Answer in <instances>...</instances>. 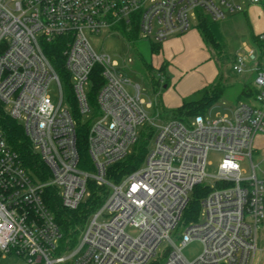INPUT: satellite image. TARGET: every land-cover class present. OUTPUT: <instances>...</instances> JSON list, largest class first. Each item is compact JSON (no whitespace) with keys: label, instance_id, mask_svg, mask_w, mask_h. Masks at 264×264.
Wrapping results in <instances>:
<instances>
[{"label":"built area","instance_id":"2783aa9c","mask_svg":"<svg viewBox=\"0 0 264 264\" xmlns=\"http://www.w3.org/2000/svg\"><path fill=\"white\" fill-rule=\"evenodd\" d=\"M249 5L264 10V0H0V102L46 169L36 174L26 167L0 129V258L15 256L18 264H256L264 179L252 159L255 139L264 134V58L258 53V64L248 67V58L234 57L237 74L255 75L254 95L230 114L163 121L150 118L152 103L145 104L142 88L92 43L121 31L162 45L196 28L199 12L221 22ZM54 43L63 47L77 108L90 123L83 164L77 121L45 53ZM146 127L153 137L144 163L120 182L110 181V167L132 153ZM210 152L222 154L214 175L208 173ZM246 160L251 174L242 168ZM91 182L108 188V196L80 228L76 246L62 252L48 189L75 211L90 197ZM199 185L210 191L197 219L186 223ZM192 244H200L201 253L189 261L184 251Z\"/></svg>","mask_w":264,"mask_h":264},{"label":"rangeland","instance_id":"374dc122","mask_svg":"<svg viewBox=\"0 0 264 264\" xmlns=\"http://www.w3.org/2000/svg\"><path fill=\"white\" fill-rule=\"evenodd\" d=\"M257 11H253L252 16L256 19L253 24V30L257 33L264 32L263 19L258 20ZM261 16L263 15L262 10L260 11ZM221 33L226 43V51H215L207 46L210 53V58L217 67V77L215 78L216 84H221L227 87V93L225 97L213 108H211L206 114L207 117L214 119L216 116L230 114V109L234 108L239 101H237V95L245 86H250L253 89V83L255 75L250 72L239 75L235 71L233 58L237 55L248 58L250 63L248 67H254L260 61L258 53L253 49L250 41L249 28L246 23V19L241 14H236L226 18L219 23ZM193 29H196L195 27ZM112 32L104 33L97 39H92V43L95 48L102 52L110 55L118 64L125 68L126 72L133 85H139L142 88L141 98L145 104L152 103V108L147 109L150 118L156 116L163 121H168L172 118L173 108L176 107V102L182 99V83L187 79L190 74H195L194 79H197V75L201 74L203 80H207L206 74L200 72L198 68H187L176 67L175 71L166 69L160 71L159 61L161 57L158 55H152L151 44L148 41L142 40L136 36L135 40L128 41L126 35H123L121 31L118 34ZM185 51V48H184ZM162 56V55H161ZM131 59V62L128 61ZM146 64H151L147 66ZM261 64L264 67V60H261ZM164 66V63L162 64ZM165 67V66H164ZM247 68V67H246ZM182 80L177 83L175 78L177 74ZM160 75L163 77V81H160ZM176 85L174 86V84ZM168 84V88H164V85ZM213 84V83H212ZM133 93V90H131ZM50 96L53 103L58 102V90L55 84L50 87ZM202 93L200 91L190 93L183 97V101H197L201 98ZM243 101H248L243 100ZM264 138V134H260L255 139V150L253 151V164L256 166V173L260 179H264V146L261 141ZM222 154L219 152H210L209 162L212 167L208 168V173L214 175L216 167ZM242 168L246 169L248 174H251L250 162L248 160L242 162ZM213 180L208 179L205 184L208 186L213 185ZM264 223V221H263ZM262 223L261 238L264 239V224ZM181 231V230H179ZM261 242V241H260ZM262 249V243L260 247ZM201 253L200 244H192L184 251L185 257L189 261H194ZM258 261L260 257H257ZM19 258L15 256H8L3 259L0 258V264H18ZM263 262V261H262Z\"/></svg>","mask_w":264,"mask_h":264},{"label":"trees","instance_id":"16d2710c","mask_svg":"<svg viewBox=\"0 0 264 264\" xmlns=\"http://www.w3.org/2000/svg\"><path fill=\"white\" fill-rule=\"evenodd\" d=\"M241 15L246 17V11L241 13ZM219 23L220 22H214L208 15L199 12L196 29L199 31L206 46L215 51H223L227 53L226 43L221 33ZM249 33L254 49L260 54V58L263 59L264 40H261L260 35H255L251 28L249 29ZM126 37L128 41H132L136 39V34ZM150 44L152 55L161 54V44H155L152 42ZM45 53L61 80L64 95L70 103L71 113L77 121L78 147L83 164L89 160L86 139L90 123L80 114L77 108L76 101L70 87L68 73L64 67L65 58L63 55V47L58 43H54L45 49ZM146 65L150 66L151 64ZM159 68L160 71H164L165 69L164 66ZM165 86L168 87L169 85L166 84ZM227 90V87L221 84H216V82L208 85L200 91L202 96L199 100L190 102L184 101L180 107L173 110L172 118L180 121H187L196 116L206 115L211 108L217 105L225 97ZM96 94V90L89 94V100L92 106L96 104ZM253 95L254 90L250 88V86H245L237 95V101L240 102L250 99ZM0 129L8 143L20 155L26 167L36 174L40 173V170L46 171L44 165L40 161V158L32 151L30 142L24 133L22 125L8 115L1 102ZM152 137L153 131L146 127L145 130L141 132L137 143L133 147L132 153L124 160L110 167L107 175L108 179L114 183H118L126 175L139 169L144 163L146 155L149 151ZM89 189L91 192L90 197L75 211L64 209L61 205L56 189H48L46 202L54 214L55 220L59 224L63 233V240L61 241L62 252L70 250L76 246L80 235V228L84 226L90 214L94 212L108 196V188L106 187H98L91 182L89 184ZM209 191V188L205 185H199L194 189L189 206L184 213V220L186 223L197 219L200 213V201L209 193Z\"/></svg>","mask_w":264,"mask_h":264},{"label":"crops","instance_id":"0c3cea01","mask_svg":"<svg viewBox=\"0 0 264 264\" xmlns=\"http://www.w3.org/2000/svg\"><path fill=\"white\" fill-rule=\"evenodd\" d=\"M262 10L263 15L261 16L260 11ZM246 11V23L248 28L252 29L255 35H261L264 32L257 33L253 29V24L256 22V19L252 16L253 11H257V18L258 20L263 19L264 22V10L262 5H249L245 9ZM251 41V39H250ZM252 44V41H251ZM253 47V44H252ZM185 48V51H184ZM254 49V47H253ZM255 50V49H254ZM162 55V56H161ZM161 57L159 61V67L162 66L164 63V68L171 69V71H175L176 67H181L183 69H187L193 67L198 68L200 72H204L206 74L207 80H203L202 75L199 74L194 79L195 74H190L187 79L182 83V99L176 102V107L173 109H177L182 105L183 97L190 93L198 92L207 87L208 85L214 83L215 78L217 77V67L213 63L210 58L209 50L207 49L206 44L204 43L199 31L197 29H191L188 33L173 38L165 43L162 44V52L159 55ZM234 59V58H233ZM164 69V70H165ZM177 74V73H176ZM252 74V73H251ZM183 77L177 74L175 81L179 83ZM176 83L174 84V86ZM165 87V85H164ZM169 87V86H168ZM166 86V88H168ZM262 146H264V138L261 141ZM264 224V223H263ZM262 229V228H261ZM260 229V230H261ZM261 232L258 233V250L256 254L255 262L256 264H264V239L260 236ZM261 241V242H260ZM260 243H262V249L260 248ZM260 257L258 261L257 257ZM263 261V262H262Z\"/></svg>","mask_w":264,"mask_h":264},{"label":"water","instance_id":"95a60500","mask_svg":"<svg viewBox=\"0 0 264 264\" xmlns=\"http://www.w3.org/2000/svg\"><path fill=\"white\" fill-rule=\"evenodd\" d=\"M164 88H166V86Z\"/></svg>","mask_w":264,"mask_h":264}]
</instances>
